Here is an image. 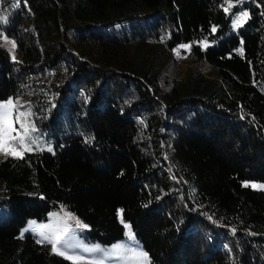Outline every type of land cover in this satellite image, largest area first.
I'll return each instance as SVG.
<instances>
[{
    "label": "trees",
    "instance_id": "trees-1",
    "mask_svg": "<svg viewBox=\"0 0 264 264\" xmlns=\"http://www.w3.org/2000/svg\"><path fill=\"white\" fill-rule=\"evenodd\" d=\"M17 96L52 148L0 154V264H89L35 230L61 209L149 264H264V0H0Z\"/></svg>",
    "mask_w": 264,
    "mask_h": 264
},
{
    "label": "rangeland",
    "instance_id": "rangeland-1",
    "mask_svg": "<svg viewBox=\"0 0 264 264\" xmlns=\"http://www.w3.org/2000/svg\"><path fill=\"white\" fill-rule=\"evenodd\" d=\"M230 8L243 3L245 0H226ZM235 14L233 23L241 24L247 17L246 13ZM188 44H181L174 51L180 71L192 64L186 63ZM206 72V68L201 67ZM52 148L50 137L42 132L34 123L27 98L11 97L0 103V154H10L21 157L25 152L49 151ZM245 186L264 191V183L246 181ZM125 237L115 244L104 246L88 243L79 234L85 227L64 209L50 213V220L46 224L38 225L35 230L42 238L48 240L53 252L65 258L89 264H149L147 254L140 243L125 224ZM29 229V228H27ZM25 229L24 231H26Z\"/></svg>",
    "mask_w": 264,
    "mask_h": 264
},
{
    "label": "built area",
    "instance_id": "built-area-1",
    "mask_svg": "<svg viewBox=\"0 0 264 264\" xmlns=\"http://www.w3.org/2000/svg\"><path fill=\"white\" fill-rule=\"evenodd\" d=\"M239 15L237 14L236 17H238Z\"/></svg>",
    "mask_w": 264,
    "mask_h": 264
}]
</instances>
